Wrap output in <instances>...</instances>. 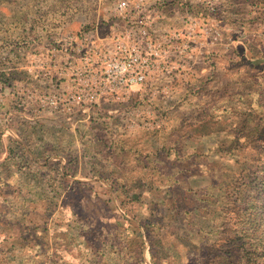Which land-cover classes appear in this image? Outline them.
<instances>
[{"label":"rangeland","instance_id":"obj_1","mask_svg":"<svg viewBox=\"0 0 264 264\" xmlns=\"http://www.w3.org/2000/svg\"><path fill=\"white\" fill-rule=\"evenodd\" d=\"M115 1L0 0V264H264V0H147L185 50L90 91Z\"/></svg>","mask_w":264,"mask_h":264},{"label":"built area","instance_id":"obj_2","mask_svg":"<svg viewBox=\"0 0 264 264\" xmlns=\"http://www.w3.org/2000/svg\"><path fill=\"white\" fill-rule=\"evenodd\" d=\"M113 5L114 14L128 17L130 25L109 38L108 44L112 45L115 54L100 57L102 64L96 73L102 78L103 86H91L90 91L125 94L147 82L155 70L165 74L170 72L171 65L167 60L170 46L180 52L186 47L185 44L175 45L182 38L181 34H172L165 42L154 37V10L147 0H116ZM90 47L92 50L94 46ZM84 57L89 58L90 52Z\"/></svg>","mask_w":264,"mask_h":264},{"label":"trees","instance_id":"obj_3","mask_svg":"<svg viewBox=\"0 0 264 264\" xmlns=\"http://www.w3.org/2000/svg\"><path fill=\"white\" fill-rule=\"evenodd\" d=\"M16 141H18V140H16ZM262 181H263L262 182L263 186H262V188H259V193L257 194V197L258 198H261V201H262V199H264V173H263V179H262ZM261 219H262V222L264 223V212L262 213V218H260V221H261ZM263 233H264V230H263Z\"/></svg>","mask_w":264,"mask_h":264}]
</instances>
